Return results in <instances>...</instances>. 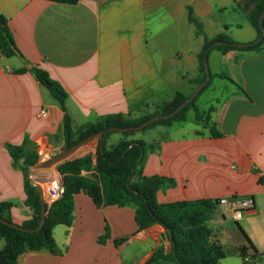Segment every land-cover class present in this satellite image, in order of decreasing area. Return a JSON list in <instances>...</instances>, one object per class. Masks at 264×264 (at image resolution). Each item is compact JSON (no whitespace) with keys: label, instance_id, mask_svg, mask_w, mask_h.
I'll return each mask as SVG.
<instances>
[{"label":"crops","instance_id":"0c3cea01","mask_svg":"<svg viewBox=\"0 0 264 264\" xmlns=\"http://www.w3.org/2000/svg\"><path fill=\"white\" fill-rule=\"evenodd\" d=\"M254 3L0 0V15L7 20L25 59L0 50V201L12 203V221L23 223L32 216L33 208L26 202L23 159L15 162L9 145L22 147L25 156L38 158L42 152L57 154L65 143V112L37 79L33 66L47 70L66 89L74 129L110 114L137 117L172 100L178 92L194 90L191 81L199 75L205 37L212 39L226 32L236 41L255 39L257 31L249 19ZM190 12L202 22L204 33L190 21ZM209 64L213 74L226 73L235 82L212 78L205 89L210 103L203 108L199 104L205 91L197 100L204 121L197 123L192 110V126H187L186 120L174 122L166 135L128 138L152 144L139 164L143 174L174 180L173 185L158 191L160 202L252 197L256 211L236 221L240 236L218 264H244L237 248L248 245L247 237L263 253L255 259L262 264L264 50H213ZM23 66L27 70L18 72ZM43 109L46 115L41 114ZM212 126L222 135L213 136ZM97 143L98 139H93L85 152L94 153ZM29 169L32 184L35 176H53L49 168L34 169L32 165ZM74 204L72 225L54 227V251L24 252L15 264H149L158 248L164 256L173 251L161 224L139 228L133 205L98 207L84 192L75 195ZM220 219L223 217L215 215L206 225L211 229L210 223ZM222 221L225 223V218ZM4 245L0 238V248ZM152 264L177 263L162 258Z\"/></svg>","mask_w":264,"mask_h":264},{"label":"trees","instance_id":"16d2710c","mask_svg":"<svg viewBox=\"0 0 264 264\" xmlns=\"http://www.w3.org/2000/svg\"><path fill=\"white\" fill-rule=\"evenodd\" d=\"M52 1L77 2V0ZM254 1L249 19L257 34H259V15L264 9V0ZM189 19L195 24L199 33H204L202 22L191 12ZM0 21V50L7 55H16L12 46L14 45L17 48V45L11 28L2 15H0ZM216 40L233 41L226 32H221L212 39L205 37L200 56L199 75L191 81L194 86L205 79L204 53L207 47ZM263 45L264 38L258 44L249 47L216 45L213 49L226 53L232 49L258 50ZM26 70L27 68L23 66L17 71L23 72ZM31 70L40 83L48 88L51 95L59 102L65 112L63 128L66 146H70L90 133L104 127L137 125L153 115L170 112L187 97L186 94L178 92L172 100L161 102L153 111L140 116L128 117L123 113L110 114L97 122L87 123L74 129L71 115L66 106L68 95L64 86L58 80L52 78L47 70L39 66H33ZM214 76L227 78L235 82L226 73L214 74ZM210 84L211 81L205 88ZM198 98L199 96L171 118L152 123L145 129L156 125H171L174 122L185 121L190 110L195 111V121L197 123L204 121L206 116L197 104ZM211 131L213 136L222 135L221 131L214 126L211 127ZM109 133H106V137ZM132 133L133 130L124 132L118 142L109 148L105 146V142H103V146L100 143L96 148V156L93 152H89L59 164L58 170L63 175L64 189L57 200L47 204L46 219L40 230L34 232L24 231L0 220V238L5 240V245L0 248V264H15L18 256L27 251L42 248L54 251V227L59 224L72 225L75 217L74 198L80 192L89 195L98 207L133 205L135 208V220L140 229H145L154 223L161 224L167 229L173 247L172 253L164 256L162 248H158L149 264L159 262L162 258L172 259L177 264H218L226 254L221 242L216 239L213 230L206 225V222L216 215L218 199L202 198L160 202L157 198L158 191L164 186L173 185L174 180L161 175H145L142 173L139 164L148 147H151L152 144L143 139L128 138ZM132 143L133 145L129 148ZM9 150L15 162L23 159L27 194L26 202L33 208L32 216L20 225L36 228L41 221L42 207L38 189L32 184L28 175L29 167L35 164L37 157L35 155L31 157L25 156L23 148L19 146L9 145ZM11 207V202L0 201V218L13 222L10 216ZM106 228L108 231V227ZM106 235L107 232L101 236L100 240L103 241ZM247 241L248 245H242L237 248L243 263L260 264L255 259L263 253L257 250L248 237Z\"/></svg>","mask_w":264,"mask_h":264},{"label":"water","instance_id":"95a60500","mask_svg":"<svg viewBox=\"0 0 264 264\" xmlns=\"http://www.w3.org/2000/svg\"><path fill=\"white\" fill-rule=\"evenodd\" d=\"M0 24H1V21H0ZM259 25H260V33L257 34V37L251 41L241 42V41H236L232 38L233 41L216 40V41L212 42L207 47V49L205 50L204 57H203V65H204V69H205V73H206L205 79L201 83H199L198 85L194 86V90L190 94H186L187 97L172 111L167 112V113H160V114L153 115V116L147 118L146 120H144L143 122H141L140 124H137V125L104 127L100 130H97L95 132L90 133L89 135L83 137L82 139L78 140L77 142H75L74 144H72L70 146H66V144L64 143L62 150L60 152H58L57 154H54V155H51L48 151L42 152L41 155H39L38 158L36 159V162L33 165V168L34 169L40 168L42 170L49 168L48 170L53 176H35L34 177V179H35L34 184L38 189L40 201H41V207H42V217H41L40 224L36 228H31V227L21 226L20 224H17L15 222H9L3 218H0V220L4 223L10 225V226H13L15 228H18V229H21L24 231L34 232V231L40 230L41 227L43 226L44 222H45V219H46L47 204H48L49 197H50V192L48 190V183L50 181H52L54 178H56L58 180L60 179L63 181V177L61 176L62 174L60 173V171L58 169L55 168V165L59 166V164L65 160L72 159L75 157H79V156H82V155H85V154L91 152V151L85 152V150H87L86 145H88L95 138L98 139L97 146L100 143H101V146H103V142H105V146L107 148H109L110 146H108V140L110 139V137L113 133L120 132V133H122L121 135L123 136L124 132L133 130V133L131 135H134L136 133V131H145V130L151 128V127H149V128L145 129V127H147L148 125H150L152 123L158 122L160 120L168 119V118H171L172 116L176 115L188 103L192 102L197 96L200 97V95L205 91V89H206L205 87L208 85V83L210 81H212L214 74L211 72V69H210L209 56H210L211 51L217 50V49H213V47L216 45H233V46H240V47H249V46H253V45L258 44L264 38V9L261 11V13L259 15ZM12 47L14 48L16 54L22 60H25L23 58V56L21 55V52L18 50V48H16L14 45ZM26 66L30 67L31 64L26 63ZM153 127H155V126H153ZM108 132H110V133L106 137V133H108ZM132 145H133V143L129 145V148ZM80 148H82L81 152L77 154L76 152ZM166 231H167V229H166Z\"/></svg>","mask_w":264,"mask_h":264},{"label":"rangeland","instance_id":"374dc122","mask_svg":"<svg viewBox=\"0 0 264 264\" xmlns=\"http://www.w3.org/2000/svg\"><path fill=\"white\" fill-rule=\"evenodd\" d=\"M264 50V45L256 50L257 52L263 51ZM208 99V95H207V90H205V92L203 93V95L200 97L199 99V104H201V107L203 108V106H207L208 103L207 102ZM199 106V105H198ZM194 115V112L192 110H190L187 114V119H186V124L187 126H192L193 123L191 121H189V119H191V117ZM171 125H165V126H157V127H151L145 131H136V133L134 134L136 137H145L147 139H152L154 137H157L158 135H166L167 133L170 132V127ZM122 133L118 132V133H113L110 137V139L108 140V146H111L115 143L118 142V140L121 138ZM80 148L76 153H80L81 152ZM93 150H94V154L96 156V146H93ZM220 209H224V206H222ZM224 219V218H223ZM223 219H220V221H217V223H210V227L213 230V233L215 234V237L217 240H219L222 245H223V249L224 251H228L231 248V243L236 239V236H240V227L238 225V223L236 222V220H233L231 218V216H229L228 218H225V223L224 221H222ZM242 264V263H241Z\"/></svg>","mask_w":264,"mask_h":264},{"label":"built area","instance_id":"2783aa9c","mask_svg":"<svg viewBox=\"0 0 264 264\" xmlns=\"http://www.w3.org/2000/svg\"><path fill=\"white\" fill-rule=\"evenodd\" d=\"M42 115H46L47 111L45 109L41 110ZM64 189L63 181L54 178L48 183V190L50 192V197L48 203L51 204L53 201L57 200ZM224 206V209L216 210V215L222 216L223 218H228L231 216L232 219L238 221L245 214H252L256 211L255 203L252 197H223L218 199V207ZM248 260V259H246Z\"/></svg>","mask_w":264,"mask_h":264}]
</instances>
